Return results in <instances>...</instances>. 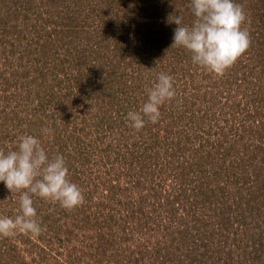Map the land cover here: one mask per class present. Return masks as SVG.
<instances>
[{"label": "rangeland", "instance_id": "1", "mask_svg": "<svg viewBox=\"0 0 264 264\" xmlns=\"http://www.w3.org/2000/svg\"><path fill=\"white\" fill-rule=\"evenodd\" d=\"M234 2L250 46L217 76L171 48L191 0H0V149L41 139L84 194L33 196L42 231L0 264H264V0ZM161 72L176 97L135 131ZM19 195L0 182V216Z\"/></svg>", "mask_w": 264, "mask_h": 264}, {"label": "clouds", "instance_id": "2", "mask_svg": "<svg viewBox=\"0 0 264 264\" xmlns=\"http://www.w3.org/2000/svg\"><path fill=\"white\" fill-rule=\"evenodd\" d=\"M190 7L195 17L191 26L184 25L180 16L172 20L178 27L173 30L171 48L186 49L194 65L223 76L250 46L249 33L242 28L246 21L244 8L234 0H191ZM146 95L139 110H131L126 116L135 131L142 130L148 122H159L161 106L176 97L173 77L161 72L146 89ZM42 132L47 138L53 130L44 128ZM68 172L65 158L59 154L49 157L41 139L35 136H20L15 150L0 149V182L12 194H20L17 214L0 216V237L17 232L41 233L33 196L68 211L83 204V191L68 179Z\"/></svg>", "mask_w": 264, "mask_h": 264}]
</instances>
